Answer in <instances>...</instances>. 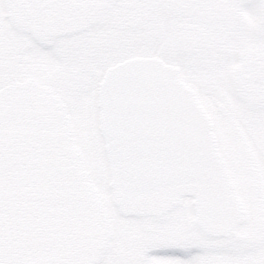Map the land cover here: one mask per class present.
<instances>
[{
    "label": "snow or ice",
    "instance_id": "6c2138e0",
    "mask_svg": "<svg viewBox=\"0 0 264 264\" xmlns=\"http://www.w3.org/2000/svg\"><path fill=\"white\" fill-rule=\"evenodd\" d=\"M0 264H264V0H0Z\"/></svg>",
    "mask_w": 264,
    "mask_h": 264
}]
</instances>
